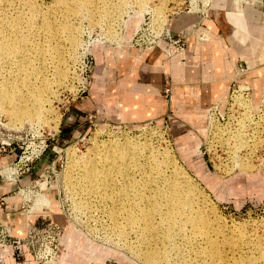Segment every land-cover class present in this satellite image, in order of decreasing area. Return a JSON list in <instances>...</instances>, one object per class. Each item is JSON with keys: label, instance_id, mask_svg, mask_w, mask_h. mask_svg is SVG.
I'll list each match as a JSON object with an SVG mask.
<instances>
[{"label": "rangeland", "instance_id": "374dc122", "mask_svg": "<svg viewBox=\"0 0 264 264\" xmlns=\"http://www.w3.org/2000/svg\"><path fill=\"white\" fill-rule=\"evenodd\" d=\"M19 1L14 0V7L9 8L11 14L15 13L16 7L22 10L24 0ZM29 1L43 7L52 2ZM207 3L208 0H148L144 8H138L135 4L121 7L120 13L118 11L114 18L102 25L91 27L85 20L81 21L78 43L73 50L74 58L67 59L65 63L69 78L58 87L60 89L56 88V96L51 97L42 124L24 123L20 126L0 114V141L14 140L22 147L19 151L14 149L16 158L8 166L14 171L3 174V170L0 180L16 179L20 171L17 167L14 169V165L22 156V151L26 149L25 155L31 157L35 146L42 142L45 143V150L32 165L42 160L47 166L44 171L27 180L19 191L16 190V200L20 203L16 212L18 215H0V264H143L138 252L142 253L144 248L140 243L137 245L139 240L137 236L135 239L136 234L131 229H114V224L108 219L109 203L99 204L100 201L94 197L81 199L72 196L65 188L64 176L71 163L66 149L72 147L76 155L89 156L96 144L102 146L113 140L147 143L160 153L166 151L174 159V164L202 193V199L199 200L206 204L201 202L208 207L206 210L214 220L223 226L246 225V231L254 237L263 232L264 166H261L264 161L257 165L252 160L249 163L236 158L235 166L243 172L238 168L232 169L231 164L222 170L219 151L214 154V151L204 146L209 132L206 112L200 111L203 115L193 111L186 114L184 109L175 110L168 114L169 117L142 125H130L121 120L107 123L90 120L85 124H76L71 119L76 100L89 91L93 68L97 62L105 65V61L115 56L117 51L123 53L127 48H138L135 36L139 29L151 28L157 35L164 29L167 20L178 13L205 14ZM64 47L68 49V44L66 46L64 43ZM259 96L260 91L252 96L254 109L259 106ZM255 156L264 159V152L258 151ZM258 171L263 181L256 177ZM43 197L45 204L40 202ZM89 198L92 199L90 202ZM80 203L84 208L91 207L90 210L79 209ZM76 204L80 205L77 209ZM6 206L7 202L3 200L0 213H5ZM104 206L106 208L103 209ZM244 248L243 245L242 250L247 252ZM254 248L250 253L257 257L260 255L257 253L258 246Z\"/></svg>", "mask_w": 264, "mask_h": 264}, {"label": "bare ground", "instance_id": "6f19581e", "mask_svg": "<svg viewBox=\"0 0 264 264\" xmlns=\"http://www.w3.org/2000/svg\"><path fill=\"white\" fill-rule=\"evenodd\" d=\"M147 1L52 0L43 7L24 0L22 10L15 6L11 14L14 0H0V114L20 126L41 123L56 88L69 78L65 63L73 57L80 22L85 20L91 27L102 25L121 7L135 4L144 8ZM215 131H220L218 125ZM113 141L96 144L89 156L76 155L68 147L71 163L64 176L65 188L72 196L109 203L107 217L114 229H131L139 240L136 244L144 248L138 252L143 264H264V230L254 237L246 225L223 226L214 220L199 200L202 193L166 151L160 153L150 144L127 139ZM240 147L246 154L232 152V169H240L235 166L236 158L251 163L255 147L246 141ZM230 148L236 151L237 147ZM13 171L7 168L2 173ZM42 200L45 204L44 197ZM254 246L260 253L257 257L252 254Z\"/></svg>", "mask_w": 264, "mask_h": 264}, {"label": "crops", "instance_id": "0c3cea01", "mask_svg": "<svg viewBox=\"0 0 264 264\" xmlns=\"http://www.w3.org/2000/svg\"><path fill=\"white\" fill-rule=\"evenodd\" d=\"M238 1L208 0L205 14L184 12L168 19L164 34L151 49L127 48L107 59L109 65L97 62L89 91L76 100L71 119L76 124L121 120L142 125L180 109L189 114L218 105L223 110L232 81L249 85L253 94L260 91L264 0ZM176 38L183 39L181 52L169 42ZM15 158L14 150L0 157L1 176ZM44 168L45 162L39 160L16 179L1 178L0 199L7 206L0 215H18L16 190Z\"/></svg>", "mask_w": 264, "mask_h": 264}, {"label": "built area", "instance_id": "2783aa9c", "mask_svg": "<svg viewBox=\"0 0 264 264\" xmlns=\"http://www.w3.org/2000/svg\"><path fill=\"white\" fill-rule=\"evenodd\" d=\"M165 29L166 23L164 29L157 35L151 28L139 29L135 36L138 48L151 49L164 34ZM169 42L177 52L184 50V43L180 40L170 39ZM261 68L262 84L257 109H254L252 103V88L249 85L232 81L225 108L220 110L218 105H212L205 111L208 118L209 132L204 146L207 150L214 151V154L219 151L218 159L220 166L223 167L222 170L229 168L232 152H236L240 156L245 155L246 150L240 147L242 141H246L249 147H255L251 154V160L257 165L260 163L261 157L255 156V153L257 154L258 151L264 152V142H261L264 140V62ZM216 125L219 126L220 131H215ZM230 145H235L237 147L236 151L233 149L231 151ZM45 147L44 142L41 145H36L31 157L25 155L27 151L24 149L21 153L22 156H19L18 162L14 165V169L17 167L20 175L27 172L34 161L41 156ZM16 148L18 151L22 149L14 140L0 141V157L10 154ZM263 166L264 164L261 167ZM2 204L3 199H0V208ZM8 236H10L9 233Z\"/></svg>", "mask_w": 264, "mask_h": 264}]
</instances>
